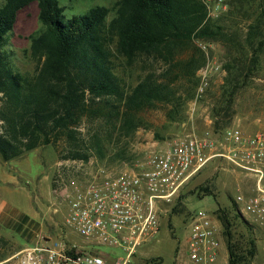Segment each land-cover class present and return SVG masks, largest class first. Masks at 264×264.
<instances>
[{"label":"trees","instance_id":"obj_1","mask_svg":"<svg viewBox=\"0 0 264 264\" xmlns=\"http://www.w3.org/2000/svg\"><path fill=\"white\" fill-rule=\"evenodd\" d=\"M256 1V10L240 42L235 33L208 16L202 0H116L110 20L104 5L66 17L59 0H4L0 5L2 159L20 157L59 139L70 145L59 160L85 161L91 149L100 159L108 157V162L126 158L125 146L117 147L143 125L141 111L157 103L170 105L166 117L174 121L182 119L180 108L187 101L175 95L169 81L155 78L151 72L134 84L128 83L127 71L137 67L139 57L177 67L181 63L173 62L176 50L195 40L226 44L227 60L223 65L226 75L212 103L211 116L214 131L228 127L237 92L262 68L264 0ZM32 2H37L43 28L29 35L35 72L24 76L12 66L5 44L18 12ZM204 65L202 53L199 60L191 57L181 68L194 76ZM193 93L190 98L194 97ZM82 118L97 122L86 140L80 137L78 129ZM200 190L210 193L207 186H201ZM233 206L234 209L218 208L217 215L223 227L227 261L228 264H249V258L254 255V240L249 238L245 249L232 241L233 219L240 214L234 201ZM231 211L232 217L228 215ZM23 218V222L29 219L26 215ZM3 243L5 240L0 235V245Z\"/></svg>","mask_w":264,"mask_h":264},{"label":"rangeland","instance_id":"obj_2","mask_svg":"<svg viewBox=\"0 0 264 264\" xmlns=\"http://www.w3.org/2000/svg\"><path fill=\"white\" fill-rule=\"evenodd\" d=\"M3 1L0 0V5ZM115 1L59 0V3L66 17L84 14L95 5H104L109 10L107 20H110L115 12ZM202 1L206 4L207 11L211 10L208 16L221 22L225 30L235 33L236 40L242 42L247 23L256 10L257 1L222 0L223 6L220 5L219 8H215L218 0ZM38 11L37 2H32L21 9L13 28L8 32L9 36L5 44L12 66L24 76H32L35 72V61L29 48V35L43 28L38 18ZM202 45L205 46L204 49ZM225 45L222 41L195 40L176 50L173 62L181 64L173 68L162 61L142 57L137 59V67L129 69L125 76L128 83L134 84L139 77L151 72L155 78L169 81L175 95L183 96L187 101L180 108L182 119L174 121L166 117L170 105L157 103L154 107L141 111L139 117L143 125L137 128L128 141L123 140L117 147L118 149L125 146L126 158L113 159L108 162V157L100 159L91 149L87 151L88 159L83 164L79 162L64 164L65 162L59 161L60 154L67 153L70 149L69 143L64 139L39 146L8 161H4L0 155V176L2 173H7L15 177V182L11 185L5 180L2 181V177L0 178V207L6 205L11 216H14L0 218V235L5 240V243L0 245V264H14L11 257L15 252L45 235L57 238L64 237L63 234L67 232V238L76 242L82 240L81 236L71 232L65 224V205L63 203L53 204L55 198H53L52 187L59 173H63L65 180H69L83 175L86 170L89 171L99 166L118 168L134 166L154 144L162 146L177 135L190 131L201 133L212 125V103L218 97L226 75L223 68L227 60ZM111 46L113 47V44ZM202 53L205 55V64L208 62L218 68L208 72L207 84L199 90L201 67L192 76L184 73L181 66L191 57L196 61L199 60ZM260 57L261 71L235 96L230 111V125L238 124L250 130L256 119L264 118V48ZM196 80L198 82L195 89ZM191 92H194L193 98L189 97ZM1 123L0 120V130ZM96 127V121L90 122L82 118L78 126L80 137L86 140ZM201 186H207L210 193L201 191ZM253 187L252 178L212 163L208 164L184 187L179 201L176 199L169 211L161 217L159 232L136 249L129 264H192L188 261L186 254L185 238L189 214L196 209L206 210L219 224L220 250L216 264H228L223 227L217 217L218 208L234 209L235 195L238 192L251 193ZM55 206L58 210L53 213ZM173 206L176 210L172 211ZM19 214H25L29 218L26 225L21 228H17L15 218ZM228 215L232 217V211ZM231 229L232 241L242 245L243 249L248 239L253 238L255 250L248 263L264 264V226L253 222L248 214L240 212L238 217L233 219ZM95 248L110 263L125 256V251L121 247L97 245Z\"/></svg>","mask_w":264,"mask_h":264},{"label":"built area","instance_id":"obj_3","mask_svg":"<svg viewBox=\"0 0 264 264\" xmlns=\"http://www.w3.org/2000/svg\"><path fill=\"white\" fill-rule=\"evenodd\" d=\"M220 5L222 0L215 8ZM214 68L218 66L208 62L201 67L199 90L207 84L208 72ZM210 163L254 180L252 192H238L233 201L239 213L248 214L253 222L264 226V118H258L250 130L231 124L214 131L210 125L201 133L177 135L162 146L154 144L134 166H99L69 180L59 173L52 187L53 204L65 205V224L82 240L67 238V232L57 238L45 235L11 258L14 264H129L136 249L159 232L161 217L184 187ZM53 208V213L57 212L58 208ZM188 219V261L216 264L219 224L204 209L193 210ZM97 245L121 247L125 256L110 263L95 248Z\"/></svg>","mask_w":264,"mask_h":264},{"label":"crops","instance_id":"obj_4","mask_svg":"<svg viewBox=\"0 0 264 264\" xmlns=\"http://www.w3.org/2000/svg\"><path fill=\"white\" fill-rule=\"evenodd\" d=\"M1 177L3 178L2 181L5 180L6 183H9L10 185H11V183L15 182V177L12 176L11 174L2 173L0 178ZM6 216L9 218L14 217V216H11V214L9 213V209H7L6 205H4L3 207H0V218L6 217ZM24 216H25V214L24 215L19 214V215L15 216L16 221H17V226H25L26 225V222H23Z\"/></svg>","mask_w":264,"mask_h":264}]
</instances>
